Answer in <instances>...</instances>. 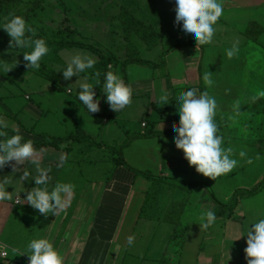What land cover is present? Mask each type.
I'll list each match as a JSON object with an SVG mask.
<instances>
[{
    "label": "crops",
    "instance_id": "1",
    "mask_svg": "<svg viewBox=\"0 0 264 264\" xmlns=\"http://www.w3.org/2000/svg\"><path fill=\"white\" fill-rule=\"evenodd\" d=\"M160 4H164L165 7ZM223 6L224 12L215 25L216 31L212 42L208 45L196 46L190 38L185 36L182 25L175 23V0H122L121 12H131L137 16V19L152 24L166 38H161L154 49L147 50L143 41L137 39L135 35L131 37V43L138 51L139 57L155 66L138 64L126 66L127 83L132 88L144 87L141 92L133 94L132 104L120 113L112 110L103 112V109L108 108L101 104L98 113L87 114L79 101L60 95L56 91V87L44 84V78H39H42L38 73L39 70L29 71L25 67L26 62L23 60L21 50L3 49L0 51V59L10 63V67L13 68L8 73L0 72V118L9 124L7 131L15 134V131L18 130L25 139L33 141L34 147L44 149L41 164L52 169L49 187L57 182L71 183L76 186L75 179L82 175H88V178L84 179L86 183L74 187L73 196L75 199L61 211L65 213V216L58 212L56 216L49 214L45 218L23 201L27 192L35 187V182L32 181L36 175L34 167L27 162L25 165H18L17 167L21 171L16 174L13 173L11 164L0 169V179L8 176L9 184L6 187H9L10 193L13 192L11 201L0 202V252L7 253V258L0 257L1 260L6 264H28V257L23 255L26 254L27 247L20 248L18 245L22 235L27 234L30 239L48 238L63 255L64 264H115L118 254L130 248L127 245L130 227L125 229L123 222L129 211L137 176L121 166L113 167L110 159L111 175L102 182L104 186L102 185L98 194L99 198L97 195L98 201L96 199L95 203L93 202L91 198L95 194L94 185L97 183L95 178H98V168L100 166V173L108 171L107 152L109 148L107 147H114L112 145L114 139L110 136L112 129L106 130L103 126L110 122H114L115 125H119V123L122 125L133 124V120H137L141 116L140 129L137 132H132L133 136L147 135L150 132L160 135L150 139L136 138L132 142L138 140L157 142V145L153 146V151L156 153L158 150L157 155L164 166L165 163L170 164L176 161L184 164L186 160L183 158L182 151L175 148L171 128L178 127L179 123V117L175 115V97L189 88H197L199 92L207 91L210 96L215 97L217 102L216 122L219 132L226 134L225 126L235 123L234 131L238 134L230 135L231 137L223 136L225 146L228 143L245 146L248 149L245 151L246 156L253 162L257 161V157L264 156V105L257 102L264 101V0H223ZM228 21L240 24L241 27L243 23H247V25L243 30L238 31L235 27H228L226 24ZM247 30L250 37L246 34ZM233 44L239 50L232 59H228L225 52ZM221 46L222 48H220ZM48 47L49 53L42 58L41 66L45 65L51 68L55 72L58 82H61L63 76L59 74L58 68L65 62L59 56L60 51L58 58L61 62L55 60L53 48ZM22 51H30V49ZM85 51L91 54L96 61L98 60L97 55L88 50ZM103 52L106 57L116 56L118 59L121 58L120 60L125 59V50L120 51L118 45L117 47L111 45L110 53L108 50ZM50 55L53 57L51 63L48 62ZM45 58L47 61L44 60ZM226 62H229L232 69L229 71L231 76H238L239 80L232 81V77L228 76L227 71L222 70ZM28 72L36 75L34 80L27 81ZM209 73L212 80L210 85L203 80V76ZM12 76L16 79L10 81L13 79ZM72 79L77 81L78 77L73 76ZM13 82L15 90L10 91L9 85ZM32 84H37L34 87L37 89L35 96L26 94V92L20 95L17 89L21 88L19 86L22 85L25 88ZM147 85H149L148 88ZM149 88L152 89L155 96L154 100L150 102L151 111L145 107L139 110L138 102L140 100L136 99L135 95L141 96ZM163 91L172 94L169 97L168 105L158 103ZM66 92L68 95L72 93L69 89ZM98 97H101V91ZM124 114H128L126 119L123 118ZM97 116L102 119H98ZM115 128L121 132L119 126ZM243 131L248 133L247 137L252 133L250 140L241 136ZM69 135L82 138V140L78 142L67 139L56 147L37 145L45 140L41 137H48V140H51L65 139ZM90 139L98 147L92 146L89 142ZM123 154H125V150ZM61 155H66L67 160L63 167H58ZM236 157L242 161L238 164L242 169L246 159H241L238 155ZM124 160L127 163L125 156ZM14 163L12 162V164ZM252 163L248 166L252 167ZM23 171L30 173L25 181L19 179ZM92 175H94V180ZM226 177L228 175H225L223 179ZM139 186L147 190L151 187V183L144 178V182L142 181L137 189H141ZM86 190H89L88 193ZM146 190L145 192L141 191L142 195L147 192ZM164 191L168 193V189ZM169 192L186 194L179 189H172ZM224 195L228 198H224L222 201L227 203L231 197L227 194ZM92 202L93 204L90 205ZM142 202L144 205L145 200H137L133 208L135 222L143 221L144 217L141 218L140 206H138ZM184 202L179 201L178 203L184 204ZM175 205L177 203L172 204L170 208ZM211 206H214L213 209L210 207L208 210L216 214L217 225L215 226H219V230L224 226V232H226L231 230L233 225L237 226L238 232L232 241V244L235 245V252L227 254L217 247L203 255L205 261L202 264H247L244 251L247 246V237L236 239L245 233L246 227L250 226V221L255 216L264 213V188L257 195L239 202L238 221L235 219L236 221L229 223L228 227H225V224L230 221L226 222L224 216H219L220 207L215 204ZM160 210L163 212V209L160 208ZM181 216L184 218L183 211H181ZM68 218L74 219L71 226L67 224ZM227 218L233 219L231 215ZM85 219H87L86 222H83ZM63 220V227L61 225L58 229L55 225L51 227L52 223H60ZM154 226L155 228L152 229H155V234L145 241L147 246L141 248L144 252L143 258L144 260L150 259L156 264H166L168 258L166 249L172 235L171 226L164 225L165 228L161 224ZM144 233H147L146 228ZM144 233H140L139 237L137 235L135 240L141 242L145 236ZM66 235L70 236L69 240L71 239L68 246L66 245L68 243ZM204 238L193 241L189 235L187 236L185 229L179 251H173L177 262L179 264L187 263L182 257L186 239L192 241V247L191 252H186L185 255L192 257L189 259L196 260L200 256L204 241H206ZM139 242L136 245L134 243L135 250L138 248ZM199 242L201 245L196 246ZM28 243L29 241L26 246ZM194 248L197 249L195 253H193ZM13 249L16 251L13 252Z\"/></svg>",
    "mask_w": 264,
    "mask_h": 264
},
{
    "label": "clouds",
    "instance_id": "2",
    "mask_svg": "<svg viewBox=\"0 0 264 264\" xmlns=\"http://www.w3.org/2000/svg\"><path fill=\"white\" fill-rule=\"evenodd\" d=\"M175 5V23L182 25L185 36L196 46L210 44L215 35V25L224 12L223 0H175ZM0 30L10 37L9 49L21 50L23 60L26 62L25 67L29 71L39 70L42 58L49 53L45 39H32L28 34L35 35L33 28L22 16L14 14L5 18V22L0 24ZM24 49L30 51H22ZM238 50L233 44L226 50L225 55L232 59ZM96 63L91 54L78 51L71 55L66 67L59 72H62L65 81L71 80L73 76L78 77L76 83L72 85H78L76 100L81 102L87 114L100 111L101 97L94 91L97 87L106 96L104 102L110 109L116 113L122 112L133 102L132 86L125 83L118 71H107L103 74V81L100 79L99 71H93L88 75L89 70H94ZM11 69L13 68L10 67V63L0 59V72L8 73ZM82 73L85 75L81 78ZM203 80L210 85L212 83L210 73L205 74ZM171 95L170 92L163 91L158 103L168 105ZM174 106L179 123L178 127L171 128L173 143L177 150L182 151L184 159L189 166H194L197 173L216 180L237 168L239 160L234 158L236 155L246 159L248 164L253 162L251 158H247L245 151L236 153L231 145L225 146L224 137L220 134L216 122L217 102L207 91L199 92L197 88L182 91L175 97ZM8 128L9 124L0 118V169L11 164L13 173L16 174L21 171L18 165H25L26 162L31 164L36 173L32 180L35 187L27 192L23 201L45 218L49 214L56 216L69 206L75 186L71 183L57 182L49 187L52 169L41 164L44 149L34 147L33 141L25 139L18 130L15 134L9 135ZM66 160V155H61L58 167H63ZM29 175L28 171H23L19 179L25 181ZM8 184V176L0 179V202L13 199V192L10 193L9 187H6ZM216 221L217 217L213 211H205L200 216L199 229L206 231L213 227ZM241 237H247V246L244 250L247 264H264V213L255 216L250 221V226L246 227L245 233L236 240ZM134 242V235L127 237L129 247L133 246ZM15 251L16 249H13V252ZM23 255L28 257V264H64L63 255L45 237L30 240L27 252Z\"/></svg>",
    "mask_w": 264,
    "mask_h": 264
},
{
    "label": "rangeland",
    "instance_id": "3",
    "mask_svg": "<svg viewBox=\"0 0 264 264\" xmlns=\"http://www.w3.org/2000/svg\"><path fill=\"white\" fill-rule=\"evenodd\" d=\"M0 1H5V0H0ZM22 1H26V0H22ZM45 2H46V6H44L43 8L44 10L37 11L38 18L41 19V23L38 24L39 27L51 31L68 26L70 29L76 30V32L79 33V35L78 34L74 35L75 40L81 41L85 44H91L99 51H101L102 54L104 53L103 51H107V50L108 53H110L111 45H114L116 47L118 45V49H120V51L124 50V48L126 47L127 40L124 38L126 34L125 32L126 26L124 25L128 22V20L126 19V21L124 22L121 18V17L124 18V15H122V12L120 11V5L122 3V0H45ZM160 5L162 7H165L164 4H160ZM26 7L27 5L26 6L22 5L20 6V10L25 11ZM1 9H2V5L0 4V11ZM5 18L6 17H2V19L0 20V24L5 22ZM226 24L228 27H235L236 30L238 31L243 30L247 25V23H243L241 27L240 24L237 25L235 22L232 23L230 21H228ZM32 25L34 28L39 29L37 28V25L35 24ZM6 36L8 35L6 34ZM220 48H222V46ZM78 51L88 53L85 51V49L82 48H71V49H64L62 50V52L60 51L59 56L65 63H62V66L58 68V72L62 71L63 68L66 67V64L70 59L71 55L75 54ZM124 55H126V53ZM104 56L106 57V55ZM50 57L48 58V62L51 63L53 57L51 58ZM110 57L114 61L111 60V66L108 69L114 72L118 71L123 78L120 68L121 58L118 59L116 58V56L115 57L110 56ZM44 60L47 61V58H45ZM48 66L50 65L48 64ZM222 70L227 71L228 76L232 77L231 73L229 72L232 70L231 67L229 66V62L225 63V66H223ZM59 74L63 76L62 72H59ZM35 77L36 75L30 72H28L26 75L27 81L28 80L32 81L34 80ZM39 78L43 79V77L42 78L39 77ZM14 79L16 78L11 79L10 81H13ZM43 80H45L44 84L56 87V91L60 95H64L69 99L71 98L74 100L76 99V91L79 90H77L78 85H72L76 83V81H74L72 78L71 80L68 81H65L63 79L61 82L58 83H53L51 80L46 78H44ZM231 80L232 81L239 80V77L238 76L232 77ZM36 85L37 84H32L30 87L27 86L25 88H23L21 85L19 87H21L22 89L21 88H17V89L20 95H23L26 92V94H31L35 96L37 89H35L34 87ZM9 86H10L9 88L10 91L15 90L14 82L11 83ZM143 87L144 86L132 88L133 94H137L138 91L141 92V90H143ZM148 87L149 85H147V88ZM68 89H71L72 91L71 95L67 94L66 91ZM154 97L155 96L151 88H149V90L141 96L135 95V98L140 100V102H138L139 103L138 109L141 110L142 108L145 107V109L151 111L150 102L151 100H154ZM105 100H106V96L101 92L100 105L101 104H103L104 106L106 105V108H108V109H103L102 111L109 112L111 111V109L110 106L104 102ZM135 113L137 114L136 111ZM127 116L128 114H124L123 118L126 119ZM97 118L100 120L102 119L100 118V116H97ZM140 122H141V116H139L137 120L134 119L133 124L125 123L124 125H122L121 123H119V125H115L114 122H110L109 124L103 126V128L106 130L112 129L110 136H112L114 139L112 143L114 147L115 145L119 146L123 143H128V145L124 148L125 154H123V156H125L129 166H131L132 168H134L139 172H146L154 176H161L162 178H165L164 176L173 177L176 178L178 182L181 181V182L193 183L196 186L197 185L198 186L190 191L185 190L186 192L185 195L180 192L174 194V193H170L169 191H171L172 189L173 190L176 189L175 187L168 185L164 182H160L159 184L156 185V187H160L161 188L160 194H165V195H160L158 197L156 196L154 202L151 201L153 199V195L150 188L147 190L145 189L147 192L149 190L150 191L148 194L146 192L143 195L142 192L143 191L145 192V190L142 189L140 186L139 187L141 189H137V186L141 184L142 181L144 182V177L142 175H138L134 186V192L131 199V203L129 205V211L127 212V215L123 222V227L125 229L130 227V235H134L135 239L137 235L139 237L141 235L140 233H144L145 228L147 230V233H144L145 236L143 235L144 237L141 240V242H139V240H135L134 242L135 245L139 242L138 248L136 250L133 248L134 247L133 245L129 248V250L119 253L116 258L115 264H156V262L150 259L144 260L143 258L144 252L142 251L141 248L143 246H147V244H145V241L150 239L152 237V234L153 235L155 234V229H152L155 228L154 225L161 224V226L163 227L164 225H167V226H171L170 230H172V232L175 230V225L172 224L171 222L166 221L165 215H169L170 213H175L174 212L175 207L170 208V206L172 204L178 203L179 201H185L184 202L185 206L183 208L184 218H182V216L178 213L177 214L179 215V218L178 216L174 217L175 219H177L176 221H178L179 226H181L182 228L185 227L184 231L186 229L187 236L189 235L193 241L201 239L202 237H205L204 239H206L201 249L200 256L196 260L189 259L192 257L185 255L187 254L186 252H191L190 249L192 247V241L186 239L185 248L182 251V257L183 259L185 258L184 260L187 262L186 264H202L203 261H205V257L203 258V255L207 253V251L209 250L217 249V247L220 250H223L227 254L234 253L235 245L232 244V241L234 240L235 234L238 232L237 226L233 225L231 230L224 232V226L221 230H219V226H215L217 225L216 222V224L213 227L209 228L208 230L206 231L200 230L198 226L200 222V216L202 215L203 212L208 211L210 207L213 209L214 206H211L214 205L212 200L213 198L218 202L220 201L221 204H225L226 202L223 203L222 199L228 198V196H225L224 194L230 196L232 193L237 192L238 190L248 189L249 187L253 186L256 182L257 183L260 182L264 177V156L262 158L257 159L258 162L254 160V162L251 165L252 167H250V165L248 166V163L245 160L243 162L244 164L242 169H240V166L238 165L237 168H235L231 173L227 174L228 177L223 179L224 176H222L221 178L218 177L216 180H212L197 173L195 171L194 166H189L187 161L186 162L184 161V164L178 163L177 161L170 164L165 163L164 166L163 162L160 161V158L157 155L158 150L156 153L155 151H153L154 149L153 146L157 145V142H144L141 140H138L136 142L135 141L131 142L130 139H132L133 137L132 132L134 131L137 132V130L140 129ZM116 126L117 127L119 126L121 132L120 130H117L115 128ZM234 128H235V123L225 126L224 131L227 135L221 132L220 134L223 136L238 134L234 131ZM247 134L248 133H246V131H243L241 133V136L245 137L247 140H250L252 133H250L248 137ZM42 138H45L47 140L49 139L48 137H41V139ZM228 145H231L234 148V150L237 152L241 150L243 151L248 150L245 146H241L240 144L228 143L227 146ZM107 148H109V151L107 152L108 163H109L108 171L107 172L102 171L101 174L100 166L98 168V174H97L98 178L97 177L95 178V181L97 183H95L94 185L95 194L91 198L93 202L96 199L98 201L99 198L98 194L102 188V185L104 186L102 182L111 175V171L109 169L111 166V160L113 154L110 146H108ZM234 158L238 159L236 156ZM239 162L241 163L242 161L239 160ZM85 178H88V175H82L81 177L75 179L76 186L86 183L84 180ZM92 178L94 180V175H92ZM219 183L221 186L219 185ZM164 188L168 189V193H165ZM85 189H87V187H85ZM88 191L89 190H86L87 193ZM74 199L75 196H72L69 204H71ZM137 200H145L144 205L143 202L142 204L138 205L140 206L141 213L140 212L139 213L141 215V218L144 217L143 221L140 220L139 222L138 221L135 222L134 221L135 215L133 216L134 214L133 208L136 205ZM93 202L90 203V205H92ZM160 208L163 209L164 213L160 210ZM239 209H240L239 207H236L233 211V214H230L233 218L232 220H229L227 218L229 212H225L224 214L225 221L226 222L230 221L225 224V227H228L229 223H234L233 221L236 220L238 221L237 218L239 217ZM219 210H222V208L220 207ZM62 214H64L65 216V213ZM73 220L74 219L68 218L67 224L71 226L74 223ZM86 220L87 219H85L83 222H86ZM63 222L64 220L61 221L60 223H52L51 227L54 225L55 227H57L56 229L60 228V225L61 227H63ZM24 232L26 233V230H24ZM69 237L66 235V239L68 241V243L66 244L67 246L70 244L71 241V239L69 240ZM30 240L32 239L29 238V235L27 234L22 235V239L18 243L19 247L20 248L27 247L26 244ZM201 242L203 243V241ZM201 242L197 243L196 246L201 245ZM168 249L170 250L167 252L169 256L167 258L166 264H179L175 259L176 258L175 254H173V251L175 250V246H173V248L169 246ZM195 251H197L196 248L193 249V253H195Z\"/></svg>",
    "mask_w": 264,
    "mask_h": 264
},
{
    "label": "trees",
    "instance_id": "4",
    "mask_svg": "<svg viewBox=\"0 0 264 264\" xmlns=\"http://www.w3.org/2000/svg\"><path fill=\"white\" fill-rule=\"evenodd\" d=\"M0 4L2 5V9L0 11V20L2 19V17H9L10 14L22 16L25 19V21L33 28L35 32L34 36H32V34H28V35L31 36L32 39H39V38L45 39V41L47 42V45L53 48L54 55H55L54 59L57 60L58 62H61L60 59L58 58V52L64 49L82 48V49L88 50L92 52L93 54L97 55L98 60L95 65V68L94 70H89L88 75H91L93 71H99L101 73L100 79L101 81H103V74L109 71L108 68L109 66H111V60H112L111 57H105L101 53V51H99L97 48H95L91 44H85L81 41L75 40L74 35L76 34L79 35V33H77L76 30L70 29L68 26H65V27H62L56 30H51V31L50 30L48 31L38 26V24L41 23V19L38 18L37 11L44 10L43 8L44 6H46L45 0H26V1L5 0V1H0ZM22 5H25V6L27 5L25 11L20 10V6ZM122 15H124V18L121 17L122 20L125 22L127 19L128 22L124 25L126 26V31H125L126 34L124 38L127 40V45L124 48L126 55H125V59L120 61L121 63L120 68H121L123 78L125 82L127 83L126 78H125V71H126L127 65L138 64V65H145L149 67L155 66L153 63L142 60L139 57L138 51L136 50L135 46L131 43V40H130L131 37L135 35L137 39L145 43L147 50H152L156 47L158 41L161 38H166V36L162 35L158 30H156L152 24L146 23L142 20L137 19L136 18L137 16L132 14L131 12L122 11ZM32 24L37 25V28L39 29L34 28ZM246 34L248 37H250L248 30ZM9 41H10V37L6 36V33L3 30H0V51L3 49H9ZM38 73L43 78L49 79L53 83H58V79L55 73L49 67L45 65L41 66ZM84 75H85L84 73L81 74V76H84ZM94 91L97 93V96H98L101 90L99 87H97L94 89ZM257 102L259 103L261 102V104L264 105V101H257ZM263 112H264V108H263ZM92 115H95V113ZM8 133L9 135H13V133L11 132H8ZM157 135H160V134L150 132L147 135H134L132 139L130 140L132 142L136 138L150 139ZM67 139H72L78 142H81L82 140V138L69 135L65 139H61V138H56V139H51V140L45 139L41 141L40 143H38L37 145L39 146L49 145L51 147H54V146L56 147L58 144L62 143L63 140H67ZM89 142L92 146L98 147V145H96L91 139L89 140ZM127 145L128 143H123L119 146L110 147L112 154H113L112 155L113 167L121 166L125 168L127 171L133 173L135 176L142 175L149 182H151L150 189L153 195V199L151 201L155 202L154 199L156 198V196L158 197L161 195L160 194L161 188L156 187V185L159 184L160 182H164L184 192L185 190L190 191L192 189H195L198 186V185L196 186L193 183H187V182H181V181L178 182L174 178H169L166 176H164L165 178H162L161 176H154L146 172H139L135 170L134 168L129 166L124 160L123 150ZM263 188H264V177L260 182L256 183L250 189H242V190H238L237 192H234L233 196L230 198V200L226 204H221L214 198L212 199L213 204L222 208L221 212L219 213V216H224L225 212H229L228 216H230V214L233 213L234 209L238 207L239 202L242 199H247V198L257 195L259 192H261ZM149 191L147 192V194L149 193ZM173 207H175L174 208L175 213H170L169 215H165L166 216L165 220L175 225V230L172 232V235L170 237V240H169V243L166 249L167 252L170 250L168 249L169 246H171V248L175 246V251H179V247L181 246L184 233H185L184 228L179 226L178 221H176L177 219L174 218L175 216H178L179 218L178 214L181 215V211H183L184 204L177 203V205ZM166 256L167 257L169 256L168 253H166ZM0 264H6V262L0 259Z\"/></svg>",
    "mask_w": 264,
    "mask_h": 264
},
{
    "label": "built area",
    "instance_id": "5",
    "mask_svg": "<svg viewBox=\"0 0 264 264\" xmlns=\"http://www.w3.org/2000/svg\"><path fill=\"white\" fill-rule=\"evenodd\" d=\"M144 126V125H143ZM0 257L2 258V259H6L7 258V253L5 252V251H1L0 252Z\"/></svg>",
    "mask_w": 264,
    "mask_h": 264
}]
</instances>
